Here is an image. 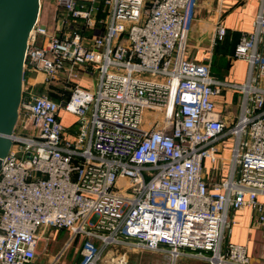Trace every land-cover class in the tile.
<instances>
[{"label":"built area","instance_id":"built-area-1","mask_svg":"<svg viewBox=\"0 0 264 264\" xmlns=\"http://www.w3.org/2000/svg\"><path fill=\"white\" fill-rule=\"evenodd\" d=\"M56 1L55 30L38 19L30 33L19 120L0 169V264H37L41 226L70 231L58 256L77 237L101 240L98 251L84 248L85 264H99L112 244L166 251L171 264L183 256L253 264L247 245L228 235L231 213L245 206L264 226V89L256 85L264 10L236 45L234 56L250 66L249 83L234 85L247 104L226 133L211 60L184 57L195 0H103V10L99 0ZM226 34L219 16L214 42ZM89 67L99 73L95 92L75 85L55 100L29 83L76 79ZM61 110L78 118L74 142L64 138ZM147 112H159L161 125ZM224 134L236 139L232 171L211 191L204 160H217L212 144Z\"/></svg>","mask_w":264,"mask_h":264},{"label":"crops","instance_id":"crops-1","mask_svg":"<svg viewBox=\"0 0 264 264\" xmlns=\"http://www.w3.org/2000/svg\"><path fill=\"white\" fill-rule=\"evenodd\" d=\"M99 3L104 2L99 0ZM41 6V11H43V5L41 4ZM262 10H264V0H195L190 11L191 27L184 57L196 62L211 60L210 70L211 75L216 80L214 88L217 90L212 99L215 103L216 113L225 123L226 133L238 123L247 104L246 93L234 85L249 83L250 74L249 63L231 53L232 40L234 38L240 40L242 35L252 33L256 18ZM59 13L61 11L56 7L54 25L55 17L57 18ZM219 16H221L227 34L223 41L214 42L215 24ZM91 70L90 67L81 68L79 77L70 80H67L66 75L63 74L59 79L45 85L46 93L50 91L58 97V100H64L69 98L70 90L75 85L87 89L95 88L96 90L99 73ZM29 80H32L30 84H36L38 81L36 77H31ZM256 85L264 89V77ZM59 116L62 125L65 127V140L76 141L79 133L77 116L64 110L60 111ZM66 116L73 117V122H66L64 120ZM146 116L154 118L156 124L161 125L159 112H147ZM235 140V136L231 134H224L219 137L212 144L213 154L217 160L212 161L211 158L204 160L203 175L211 191H213L215 183L222 182L231 175L232 151ZM259 199L264 201V196ZM231 215L234 223L228 239L235 243L247 245L248 255L253 264H264V226L256 223L250 206L235 210ZM43 231L42 229L40 241H46L45 233L42 234ZM50 234L53 235V233ZM38 253L40 255L37 264H53L55 262L56 254L47 247L42 249L38 247ZM74 262L60 261L56 264H74Z\"/></svg>","mask_w":264,"mask_h":264},{"label":"water","instance_id":"water-1","mask_svg":"<svg viewBox=\"0 0 264 264\" xmlns=\"http://www.w3.org/2000/svg\"><path fill=\"white\" fill-rule=\"evenodd\" d=\"M40 11L41 0H0V169L13 145L23 97L28 40ZM238 42L239 38L232 40V54Z\"/></svg>","mask_w":264,"mask_h":264},{"label":"rangeland","instance_id":"rangeland-1","mask_svg":"<svg viewBox=\"0 0 264 264\" xmlns=\"http://www.w3.org/2000/svg\"><path fill=\"white\" fill-rule=\"evenodd\" d=\"M43 5V11H40L39 21L41 24L50 27L55 30L54 16L57 5L56 0H41ZM102 10L104 4L101 5ZM42 7V6H41ZM103 13L100 18H103ZM89 35H92V31H88ZM92 71V70H91ZM44 77L42 75L38 78V81L33 90L36 94L46 93L45 83L41 82ZM44 86V88H43ZM41 88V89H40ZM27 89V84H26ZM57 89V88H54ZM60 90V89H59ZM95 92V88L91 89ZM73 117L66 116L65 121L70 123L73 122ZM72 124V123H71ZM19 130V129H18ZM44 229L43 226L39 228V233ZM45 230V229H44ZM50 233H53L50 234ZM46 241H40L38 247H47L51 250L55 256V264L60 261H75L74 264H85L92 257H89L82 253L86 246H91L96 251L100 250L102 241L99 239H84L83 236L74 239L69 248H66L61 256H58L64 248L66 242L70 240L71 233L68 229L45 230ZM102 252L99 264H171L170 255L166 251H151V250H140L129 245L124 244H112L108 245ZM79 261V262H78ZM208 259L195 256H183L178 259L177 264H209Z\"/></svg>","mask_w":264,"mask_h":264},{"label":"trees","instance_id":"trees-1","mask_svg":"<svg viewBox=\"0 0 264 264\" xmlns=\"http://www.w3.org/2000/svg\"><path fill=\"white\" fill-rule=\"evenodd\" d=\"M44 88V86H43ZM41 89V88H40ZM47 92V91H46ZM48 94L50 95L51 98L55 99V100H58V97L54 95V93L48 91Z\"/></svg>","mask_w":264,"mask_h":264}]
</instances>
